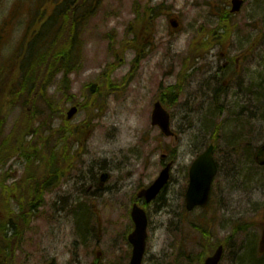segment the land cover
Returning a JSON list of instances; mask_svg holds the SVG:
<instances>
[{
    "label": "rangeland",
    "instance_id": "obj_1",
    "mask_svg": "<svg viewBox=\"0 0 264 264\" xmlns=\"http://www.w3.org/2000/svg\"><path fill=\"white\" fill-rule=\"evenodd\" d=\"M34 1L0 0V25L15 8L0 33L2 56L20 44L30 11L37 8ZM231 7V0H100L82 8L81 14L92 13L79 27L77 63L66 80L58 73L46 89V95L59 100L51 131L39 126L30 108L12 109L4 123L7 145L10 135L15 141L38 142L53 131L61 135L62 126L90 128L81 142L70 141L75 155L68 156L73 159L64 165L67 172L51 178H68L67 184L42 193L36 214L16 222L18 245L10 264H45L47 259L92 264L97 249L102 251L98 264H128L124 234L131 227L130 197L166 163H171L167 184L153 201L140 203L148 217L142 264H201L206 247L211 252L219 243L224 245L219 264H264V252H257L264 223V163L253 159L264 145V0H243L236 12ZM149 13L151 33L141 46L140 37V58L134 60L130 26L137 14ZM221 16L230 29L228 40L190 55L198 36L206 39L212 29L223 33ZM107 66L114 67L104 80L100 73ZM90 84L104 93L90 100ZM66 91L78 103L64 100ZM161 95H166L161 103L170 113L172 137L150 123ZM74 104L78 111L68 120L66 111ZM209 144L217 164L210 202L187 212L188 168ZM35 158L43 163L42 156ZM31 169L24 157L13 156L0 180L8 186L23 184ZM102 171L110 174L107 189L87 193L94 174ZM91 200L101 225L95 219L90 225ZM98 229L104 233L100 243ZM199 230L208 234L206 244Z\"/></svg>",
    "mask_w": 264,
    "mask_h": 264
},
{
    "label": "trees",
    "instance_id": "obj_2",
    "mask_svg": "<svg viewBox=\"0 0 264 264\" xmlns=\"http://www.w3.org/2000/svg\"><path fill=\"white\" fill-rule=\"evenodd\" d=\"M89 1L98 3L100 0H43V2L35 0L34 4L37 8L33 10L31 8L29 24L25 28L17 49L9 55L2 56V47H0V172L13 156L24 157L33 167V170L31 169L29 172L30 175L27 178L24 177L23 184L20 182V185L8 186L3 184V180H0V264H10L9 257L18 245L17 223L29 221L30 215L32 218L36 214L34 210L41 204L39 199L43 188L48 189L49 186H52L54 180L51 178L54 174H64V165L72 161L73 158L68 156H74L75 152L70 146V141L81 142L86 137L87 131L90 130V128L83 129L82 125L72 130L62 126L61 135L53 131L51 135H47L38 142H26L22 138L15 141L10 135L6 138L8 145L3 133L7 116L16 107L21 111H27L30 108L29 114L33 119L36 116L34 120L39 122V126L44 130L51 131L50 118L59 115L58 108L55 107V102L59 105V100L54 99L53 94L46 95V89L52 78L58 73H61L62 79L66 80L77 63L79 27L83 25L82 21L86 16L80 12ZM88 13H92V11H87L86 14ZM14 14L15 8H12L9 15L3 18L0 33L4 31L5 25L11 21ZM151 26V13L145 17L143 14H137L134 24L130 26V30H133L131 47L136 52L134 60L140 58L137 51L143 45L146 37L150 35ZM219 26L224 28L223 33L218 35V29H212L206 33V39L202 38L205 34L198 36L192 42L190 55H193L194 51L200 47L203 49L210 44L226 42L230 36V29L223 22V16H221ZM140 37L143 40L138 46ZM147 41L149 42V40ZM117 63L118 61L115 65ZM114 66H107L100 73L104 80L109 78V73ZM87 90L90 100L96 95L104 93L102 89H97L92 84L87 86ZM169 93L171 92L169 91ZM65 94L64 100L77 101L78 103V100L70 97V92L66 91ZM164 96L166 97V95L159 96L162 103L165 100ZM97 105L99 104L94 103L93 107H97ZM81 107L89 113L85 104ZM36 156L43 157L40 158L42 164L38 162ZM58 156L61 157L58 158ZM30 158L31 160H29ZM0 176L5 179L4 173L1 172ZM200 233L206 244L205 236L208 234L202 230ZM209 252V248L206 247L203 257Z\"/></svg>",
    "mask_w": 264,
    "mask_h": 264
},
{
    "label": "water",
    "instance_id": "obj_3",
    "mask_svg": "<svg viewBox=\"0 0 264 264\" xmlns=\"http://www.w3.org/2000/svg\"><path fill=\"white\" fill-rule=\"evenodd\" d=\"M231 3V12H235L239 10L242 0H231ZM170 24L173 27L177 26V23L172 19ZM76 111L77 107L72 106L67 111V118H71ZM150 118L151 125L157 126L165 136L173 134L170 130L169 112L159 101L153 104ZM212 148V145H209L194 159L189 167L188 186L185 193V207L187 210H192L196 206H204L208 200L211 181L217 171V166L212 156ZM255 160L260 164L264 163V145L256 151ZM169 168L170 164L168 163L160 171L157 178L147 188L142 189L138 195L144 196L147 202L153 199L167 182ZM107 177L106 173L101 174L100 183L102 184L107 180ZM131 217L134 222V230L128 236L132 244V255L129 264H141L145 249L147 218L144 211L136 205L131 210ZM262 242L264 243V237ZM222 249L223 247L219 245L214 253L205 259L204 264H218Z\"/></svg>",
    "mask_w": 264,
    "mask_h": 264
},
{
    "label": "flooded vegetation",
    "instance_id": "obj_4",
    "mask_svg": "<svg viewBox=\"0 0 264 264\" xmlns=\"http://www.w3.org/2000/svg\"><path fill=\"white\" fill-rule=\"evenodd\" d=\"M103 172V171H102ZM100 174L101 172L97 175L94 174V179L92 180V182L90 183L89 187L86 189V192L89 193L91 192L92 190H95V193L99 194V193H102V191H105L107 188H106V183L104 184H100ZM97 175V176H96ZM70 178V176H67ZM110 178V176H109ZM109 178L107 179V181L109 180ZM67 179H60V180H57L56 182V185H55V188L56 189H60L63 187V185L67 184ZM71 179L75 180L74 177H72ZM141 189V187H138L137 189V192L135 193L134 191V194H132V196L130 197L131 200H130V208L132 207L133 204L137 203L140 205V203L142 202L143 204L144 203H147L145 202L144 198L143 197H138L137 194L139 192V190ZM91 206H92V214L94 215V217L90 218V225H92L94 223V219L98 222V225H101L100 223V220H103L102 217H100V213L97 211V208H96V205L95 203H93V201L91 200ZM128 216L130 217V212L128 213ZM89 225V226H90ZM262 229H260V241H259V245H258V248L260 249V247L262 246L264 248V244H261V238L262 236L264 235V223L262 225ZM98 233L100 234V237L97 235V240L96 242L100 243L102 240H103V234L102 231L100 229H98ZM86 236V235H85ZM98 252H101L100 249H97ZM264 258V257H263ZM55 259H52L50 260L49 262H45V264H50L54 261ZM54 264H55V261H54Z\"/></svg>",
    "mask_w": 264,
    "mask_h": 264
}]
</instances>
